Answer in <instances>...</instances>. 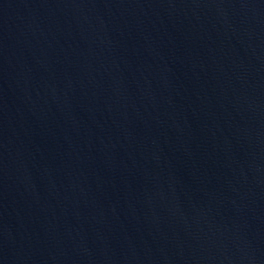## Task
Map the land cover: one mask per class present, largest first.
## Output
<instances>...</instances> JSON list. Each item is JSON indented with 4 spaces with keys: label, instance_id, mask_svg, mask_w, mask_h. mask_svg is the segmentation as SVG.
<instances>
[{
    "label": "water",
    "instance_id": "water-1",
    "mask_svg": "<svg viewBox=\"0 0 264 264\" xmlns=\"http://www.w3.org/2000/svg\"><path fill=\"white\" fill-rule=\"evenodd\" d=\"M0 264H264V0H0Z\"/></svg>",
    "mask_w": 264,
    "mask_h": 264
}]
</instances>
